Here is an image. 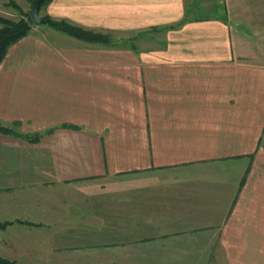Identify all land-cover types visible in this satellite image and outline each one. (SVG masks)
Masks as SVG:
<instances>
[{
    "label": "crops",
    "instance_id": "obj_1",
    "mask_svg": "<svg viewBox=\"0 0 264 264\" xmlns=\"http://www.w3.org/2000/svg\"><path fill=\"white\" fill-rule=\"evenodd\" d=\"M40 15L109 42L32 24L1 61L0 123L39 139L0 133V256L264 264V0Z\"/></svg>",
    "mask_w": 264,
    "mask_h": 264
},
{
    "label": "trees",
    "instance_id": "obj_2",
    "mask_svg": "<svg viewBox=\"0 0 264 264\" xmlns=\"http://www.w3.org/2000/svg\"><path fill=\"white\" fill-rule=\"evenodd\" d=\"M30 1L32 2V0ZM50 1L51 0H43L40 5V9ZM5 5L10 6L14 10L18 11L19 17L17 19H10L8 17L0 15V63L3 60L9 46L27 35L33 24L30 18L29 11H23L22 8L14 0H8ZM45 17L48 18V16ZM50 25L59 31H63L85 41L103 43L109 42V37L104 34L87 31L64 21L52 20ZM0 133L22 137L30 142H37L39 139L38 135H21L14 131L12 128L1 123ZM7 225H9L8 222H0V229L5 228ZM0 264L17 263L14 260H9L0 256Z\"/></svg>",
    "mask_w": 264,
    "mask_h": 264
},
{
    "label": "water",
    "instance_id": "obj_3",
    "mask_svg": "<svg viewBox=\"0 0 264 264\" xmlns=\"http://www.w3.org/2000/svg\"><path fill=\"white\" fill-rule=\"evenodd\" d=\"M43 0H32L30 4V18L35 25L50 24L52 20L40 15V5Z\"/></svg>",
    "mask_w": 264,
    "mask_h": 264
},
{
    "label": "rangeland",
    "instance_id": "obj_4",
    "mask_svg": "<svg viewBox=\"0 0 264 264\" xmlns=\"http://www.w3.org/2000/svg\"><path fill=\"white\" fill-rule=\"evenodd\" d=\"M8 0H0V15H2V16H8L7 15V12L6 11H11L12 13H14V14H17L18 15V17H19V14H18V12L16 11V10H12L11 8H9V7H5V3L7 2ZM30 3H31V1L29 0L28 1V5H27V11H29L30 10ZM20 6V5H19ZM23 10V9H22Z\"/></svg>",
    "mask_w": 264,
    "mask_h": 264
}]
</instances>
